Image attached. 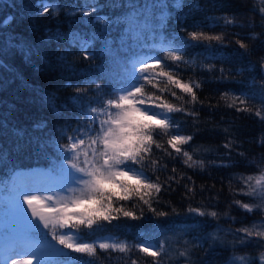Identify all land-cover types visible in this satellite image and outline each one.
Masks as SVG:
<instances>
[{
    "label": "snow or ice",
    "instance_id": "snow-or-ice-1",
    "mask_svg": "<svg viewBox=\"0 0 264 264\" xmlns=\"http://www.w3.org/2000/svg\"><path fill=\"white\" fill-rule=\"evenodd\" d=\"M260 5L253 8L260 17L257 23L223 0L207 4L116 0L114 6L128 9L116 21L124 25L120 49L134 40L140 48L134 57H120V49L114 48L107 34L93 33L91 39H83L77 32H52L49 42L78 46V58L69 61L66 48L62 62L73 71L84 64L85 73L79 83L66 85L72 89L69 103H58L55 92L44 93L46 106L64 123L55 144L62 153L60 177L48 186H26L15 193L13 219L0 226V242L9 237L16 242L7 246L0 264H111L114 253L123 254L119 257L123 264H138L144 256L151 257L149 264H211L217 248L231 250L225 264H264V152L257 159L250 155L251 149L241 150L245 143L264 148V131L254 140L243 141L231 126L211 120L224 108L264 123V54L252 58L264 46V0ZM37 7L41 15L59 16L56 0H38ZM100 7L97 0L68 15L89 17ZM212 9L225 13L213 18L219 31L194 19V13ZM95 19L111 23L107 17ZM257 27L260 31H255ZM148 39L152 43H146ZM97 40L103 41L102 49L93 47ZM12 46L31 58L33 48L26 42ZM145 48L158 51L144 54ZM101 52L118 66V72L91 71L99 68L94 62ZM208 58L216 63L202 62ZM204 71L210 75L198 79L197 73ZM206 83L220 87L202 99ZM70 110L69 120L65 114ZM205 110L209 119L201 116ZM202 133H222L224 140L215 148L196 146L195 139ZM208 152H216V159H207ZM4 159L6 154L0 151V161ZM208 169L237 170L228 177L232 199L227 211L217 210L223 177L217 189L215 182L198 184L188 174ZM208 175L216 179L211 172ZM233 181L238 187H233ZM178 189H182L178 200L165 199ZM214 190L215 197L204 195ZM233 208L256 219L244 223L243 217L231 215ZM222 218L241 226L230 225L222 236ZM145 222L153 235L166 231L175 235L156 242L145 238L146 233L138 242L115 236L77 242L82 233L143 228Z\"/></svg>",
    "mask_w": 264,
    "mask_h": 264
},
{
    "label": "trees",
    "instance_id": "trees-1",
    "mask_svg": "<svg viewBox=\"0 0 264 264\" xmlns=\"http://www.w3.org/2000/svg\"><path fill=\"white\" fill-rule=\"evenodd\" d=\"M59 5V16L52 13L39 14L37 7L38 0H0V151L6 154V159L0 161V226L7 224L13 219V210L9 202L5 199V195L11 194L19 190L20 185L16 181L15 173L19 170H28L33 168H47L60 177L62 153L55 148V144L59 138L60 130L64 126L61 119L53 115L51 110L44 102V93L55 92L58 97V103H69L72 95V89L66 85L79 83V78L85 73V65L79 64L76 67L78 71H73L62 62V55L66 48L70 49L68 55L69 61H74L78 58V46L68 45L67 43H57L55 40L49 42L48 37L52 32L60 31L62 33L77 32L83 39H91L93 33L107 34L108 38L114 41V48L120 49V38L124 32V25L116 22L117 18L123 17L128 9L125 7L114 6L116 0H98L102 5L96 12L89 17H84L77 13L74 16L68 15L69 12L75 11L76 8L89 5L97 2V0H56ZM124 3V0H120ZM191 4L193 0H186ZM202 4H207L208 0H199ZM225 3L231 2L234 8H238L246 17L254 18L259 22V15L253 11V8L258 9L260 0H223ZM184 11H187L185 8ZM105 15L111 23L105 24L102 21H97L95 17ZM225 13L219 9H212L207 12L194 13L196 22L206 21L208 27L215 28L219 31L213 18H220ZM11 17V20L8 18ZM8 20L7 23L5 21ZM238 30V29H237ZM231 31V29H230ZM255 31H260L257 27ZM157 38V42H158ZM26 42L33 48V54L30 59H26L24 53L18 47H13L14 43ZM146 43H152L148 39ZM259 44V42H257ZM103 41L97 40L93 47L95 49L103 48ZM140 51L137 43L134 40H129L125 48L120 49L119 55L134 57V53ZM157 50L149 48L144 49V54L155 55ZM264 54V46H260L257 52L252 57ZM203 63H216L210 58L203 59ZM99 65L98 69L91 71H101L104 73H115L119 71L118 66L113 61L106 57L104 53H100L98 59L94 62ZM239 66V65H237ZM192 73L189 72L188 75ZM91 75V72H89ZM210 74L207 71L198 72L197 78H207ZM220 87L216 83H206L204 85L201 98L212 94L211 90ZM226 90L225 88L220 89ZM215 103V100L212 101ZM257 105L259 102H256ZM201 116L204 119H209L208 112L202 111ZM71 110L65 114V118L71 119ZM211 120L214 123H221L222 127H232L233 131H237L239 138L243 141L254 140L262 131H264V123H261L258 118L248 116L245 113H236L230 109L221 108L213 116ZM46 123V127H37V125ZM6 125V126H5ZM17 130H20L21 135H17ZM224 140L222 133H202L195 139L196 146L203 145L204 147L215 148ZM59 143H64V140L59 139ZM251 149L250 155L257 156L264 152V148L256 147L255 144L245 143L244 148ZM222 151V149H219ZM207 159H216V152H208L205 154ZM167 162V161H165ZM173 165L170 163L169 167ZM180 167L179 164L176 165ZM243 170V169H239ZM232 171L237 170H221L208 169L204 172L197 170L188 171V174L193 176V179L198 184L216 183V188L222 186L219 178H224L223 191L219 194L218 202L219 211H227V203L232 199L231 194L227 190L228 177ZM216 179H209L208 173ZM164 178L163 175L161 177ZM233 187H238L233 181ZM182 194V189H178L171 196H166L165 199H172L174 202L179 199ZM206 197H215L217 192L204 193ZM237 199H244L243 196H237ZM199 199V197H198ZM207 202V201H206ZM248 202V201H245ZM196 206V205H193ZM231 215L238 218L243 217L244 223H251L256 219L253 216H244L242 210L233 208ZM180 217L179 220H184ZM177 223V228L181 225ZM220 235H225V230L231 225L232 227H240L237 222L232 224L227 218L221 220ZM215 228H208V232H212ZM146 233L145 238L151 242H156L164 239L165 235L174 237L175 233L166 231L164 235L152 234L151 226L145 222L143 228L128 227L127 229L107 228L106 230L96 231L93 234L82 233L78 238L83 241H93L103 236H115L119 239L128 240L130 242H138L141 239V234ZM231 239L230 235H227ZM16 242L15 237H9L4 241L3 246L7 248L11 242ZM2 243L0 244L1 248ZM155 250V249H154ZM65 251H71L65 249ZM249 253L253 251L245 250ZM237 254H244L239 252ZM75 255V254H73ZM203 255V253H201ZM232 255L230 249L217 248L215 254L210 257L211 264H225V261ZM123 254L114 253L111 264H123L119 258ZM136 258L135 256L133 257ZM58 259H65L59 257ZM151 257L144 256L138 260V264H149ZM99 264V262H97Z\"/></svg>",
    "mask_w": 264,
    "mask_h": 264
},
{
    "label": "rangeland",
    "instance_id": "rangeland-1",
    "mask_svg": "<svg viewBox=\"0 0 264 264\" xmlns=\"http://www.w3.org/2000/svg\"><path fill=\"white\" fill-rule=\"evenodd\" d=\"M58 179L59 178H57V176L55 177L54 174H52L51 172L39 169L34 172H25L21 176L20 183H21V188L26 187V186H48L52 182ZM36 194L37 195H49L52 193L37 192ZM8 198L11 199L12 203L14 204L15 194L9 196ZM105 237H109V236H105ZM103 238H100V239H103ZM77 242H80L78 238H77ZM87 243H90V242H87Z\"/></svg>",
    "mask_w": 264,
    "mask_h": 264
},
{
    "label": "bare ground",
    "instance_id": "bare-ground-1",
    "mask_svg": "<svg viewBox=\"0 0 264 264\" xmlns=\"http://www.w3.org/2000/svg\"><path fill=\"white\" fill-rule=\"evenodd\" d=\"M101 17H106L105 15H102ZM39 169H41V170H45L46 168H33V170H39ZM120 240H124V239H120ZM128 241V240H127Z\"/></svg>",
    "mask_w": 264,
    "mask_h": 264
}]
</instances>
